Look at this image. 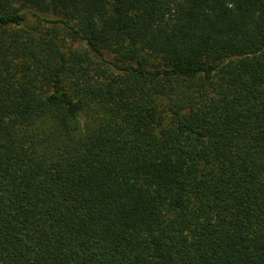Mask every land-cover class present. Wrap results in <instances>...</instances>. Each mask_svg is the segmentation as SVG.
<instances>
[{"label":"trees","instance_id":"1","mask_svg":"<svg viewBox=\"0 0 264 264\" xmlns=\"http://www.w3.org/2000/svg\"><path fill=\"white\" fill-rule=\"evenodd\" d=\"M0 264H264V0H0Z\"/></svg>","mask_w":264,"mask_h":264}]
</instances>
